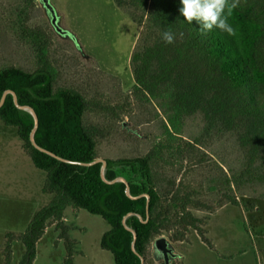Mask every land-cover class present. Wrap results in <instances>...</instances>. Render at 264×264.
<instances>
[{
	"label": "trees",
	"instance_id": "16d2710c",
	"mask_svg": "<svg viewBox=\"0 0 264 264\" xmlns=\"http://www.w3.org/2000/svg\"><path fill=\"white\" fill-rule=\"evenodd\" d=\"M36 1L25 0L28 7ZM114 1L138 26L130 57L132 93L160 109L166 138L155 142L143 155L105 158L106 179L124 177L131 195L137 198L128 196L125 182L108 183L103 179L102 162L82 164L99 158L102 131L85 122L89 107L85 96L77 89L57 85L58 71L49 59V42L41 29L21 26L24 35L35 41L38 66L34 70L1 67L0 100L10 89L16 92L20 104L32 106L39 118L36 142L68 161L32 144L34 118L19 109L9 93L0 107V118L17 128L24 151L38 169L46 172L43 191L53 197L34 214L23 233H6L2 250L6 264L11 262L16 239L25 245L20 264H33L37 243L50 220L56 221L59 237L66 243L65 264H75L76 242L69 236L70 226L63 221L69 206L86 209L109 223L101 247L113 254L115 264H141L140 255L147 259L151 242L163 231H173L168 238L171 241L184 240L180 227L196 229L202 240L211 244L199 227L202 219L192 211L211 206L195 199L194 191L181 186L175 174L169 176L155 168L159 161L169 162L167 152L172 157L174 153L203 149L206 138L215 144L225 141L223 149L233 150L229 176L222 182L225 187L264 183V0H240V6L227 19L235 29L234 36L216 27L201 33L197 20L190 24L180 13L181 0ZM165 31L174 34L173 43L162 39ZM191 117L198 119L202 133L185 140L187 150L180 141L186 137L185 126ZM219 203V207L242 206L232 192H225ZM130 212L135 214L128 216L126 223L137 232L134 245V234L124 224Z\"/></svg>",
	"mask_w": 264,
	"mask_h": 264
},
{
	"label": "rangeland",
	"instance_id": "374dc122",
	"mask_svg": "<svg viewBox=\"0 0 264 264\" xmlns=\"http://www.w3.org/2000/svg\"><path fill=\"white\" fill-rule=\"evenodd\" d=\"M50 2L67 30L62 35L53 28L39 0L29 7L25 0H0V68L6 65L27 70L37 68L35 41L24 35L21 26L40 28L49 42V59L58 71L57 85L77 89L85 96L89 104L85 122L102 131L97 147L99 158L147 153L155 142L166 138L165 118L155 104L142 102L132 93L130 57L136 43L137 24L114 0ZM200 133L198 119L189 118L181 145L187 149L185 140ZM224 143L216 142V146L212 139L206 138L203 149L198 147L183 155L174 153L172 157L167 152L165 158L169 162L159 161L155 165L163 174H175L181 186L194 191L195 199L211 206L207 210L192 209L202 219L199 227L211 244L203 241L196 229L180 227L185 233L184 240L172 241L180 257L177 264H264L261 235L264 183L225 187L222 182L229 176L233 150L223 149ZM43 178L45 181L46 172L38 169L24 151L17 128L6 125L0 118V264H6L2 253L6 233H23L36 209L52 199L49 193L38 195ZM225 192L237 196L243 207L233 204L219 207ZM48 196L51 198L45 202ZM64 214L63 218L73 225L69 236L76 242L75 264H115L113 254L101 247L102 235L110 229L103 217L71 206ZM171 233L163 231L160 236L169 238ZM59 234L56 221H48L37 243L33 264H65L67 248ZM155 239L148 251L147 264H163L153 258ZM24 251V243L14 240L10 264H20Z\"/></svg>",
	"mask_w": 264,
	"mask_h": 264
},
{
	"label": "water",
	"instance_id": "95a60500",
	"mask_svg": "<svg viewBox=\"0 0 264 264\" xmlns=\"http://www.w3.org/2000/svg\"><path fill=\"white\" fill-rule=\"evenodd\" d=\"M40 1L43 3L44 7L46 8L47 13L50 16L52 24L56 27V29L58 31H61V28H59L56 25V23H57V14H56L55 7L51 4L50 0H40ZM9 93L13 95V99H14L15 105L19 109L26 110V111L30 112L32 114L33 118H34L35 124H34V127H33L32 131H31V134H30V140H31L32 144L36 148H38L39 150H41V151H43L45 153H48V154H50V155H52V156H54L56 158H59L61 160H66V159L58 156L57 154L53 153L52 151L40 146L36 142L35 134H36V131H37L38 126H39L38 115H37L35 109L32 106L20 104V102L18 100V95L16 94L15 91L8 89V90H6L3 93L2 97H1V100H0V107L5 103L7 95ZM66 161H68V160H66ZM97 162H102L101 173H102L103 179L106 182H108V183H114L116 181L125 182L127 184L126 192H127L128 196L131 197V198H137V197H134V196L131 195V193H130V185H129L128 181L124 177H117V178H115V179H113L111 181L106 179L105 171H106V168H107V160L105 158H97L93 162L82 163V164L91 165V164H94V163H97ZM146 196H147L148 201H149L150 200V196L149 195H146ZM133 214H135V213L134 212H130V213H128L125 216L124 224H125L126 228L129 229L130 231H132L133 234H134V241H133V245H134L135 244V239L137 237V232L133 228L129 227L127 225V223H126L127 217L130 216V215H133ZM139 217L141 218L142 221H146V220L143 219V217L141 215H139ZM153 247L155 248V260L156 261H160V260L164 259L165 260V264H177L178 256H177L176 252H174V250H176L175 249V245H174V243L170 242L167 237L160 236V237L156 238L154 240V242H153ZM140 256H141V261H142L141 264H145L146 263V258L143 255H140Z\"/></svg>",
	"mask_w": 264,
	"mask_h": 264
},
{
	"label": "clouds",
	"instance_id": "9594fccd",
	"mask_svg": "<svg viewBox=\"0 0 264 264\" xmlns=\"http://www.w3.org/2000/svg\"><path fill=\"white\" fill-rule=\"evenodd\" d=\"M183 8L179 9L185 20L191 24L197 20L201 27V33L211 31L213 27L220 29L230 36L236 34L235 29L227 22L234 9L240 6V0H181ZM227 9V16L225 15ZM162 39L166 43L174 42V34L171 31L162 33Z\"/></svg>",
	"mask_w": 264,
	"mask_h": 264
},
{
	"label": "flooded vegetation",
	"instance_id": "af4514ba",
	"mask_svg": "<svg viewBox=\"0 0 264 264\" xmlns=\"http://www.w3.org/2000/svg\"><path fill=\"white\" fill-rule=\"evenodd\" d=\"M45 8V7H44ZM46 9V8H45ZM55 10H56V8H55ZM56 14H57V23H56V25L59 27V28H61V31H58L57 29H56V27L52 24V26H53V28L59 33V34H64L65 32H66V30L62 27V25H61V19H60V15H59V13H58V11L56 10ZM49 18H50V16H49ZM51 20V19H50ZM52 23V22H51ZM169 241L170 242H172L170 239H169ZM173 243V242H172ZM153 247V246H152ZM174 252H176V254H177V256H178V260H177V263H178V261H179V259H180V257H179V255H178V253H177V251L176 250H174ZM153 258H154V260H155V248L153 247ZM147 259L149 260V257H148V255H147ZM161 262H164V264H165V260L164 259H162V260H160ZM160 261H158V262H160Z\"/></svg>",
	"mask_w": 264,
	"mask_h": 264
},
{
	"label": "crops",
	"instance_id": "0c3cea01",
	"mask_svg": "<svg viewBox=\"0 0 264 264\" xmlns=\"http://www.w3.org/2000/svg\"><path fill=\"white\" fill-rule=\"evenodd\" d=\"M42 180H43L44 183H40V184H39V186H38V195H40V194H42V193H43V194L45 193V192L43 191V187H44V184H45L46 179H45V181H44V178H43ZM50 198H51V196H48V198H47V200H46L45 202H48V201L50 200ZM41 201H42V200H41ZM50 201H51V200H50ZM50 201H49V202H50ZM49 202H48V203H49ZM48 203H46V204H48ZM44 206H45V205H43V207H44ZM39 208H40V207H39ZM39 208H37V209H36L37 211H35L34 213L38 212L42 207H41L40 209H39ZM64 212H65V211H64ZM32 215H33V214L31 213L30 216H32ZM64 216H65V214H64ZM63 220L66 221V224H67V225L72 226V228H73V225H70V223L67 221V218H66V217H64ZM72 228H71V229H72ZM71 229H70V230H71ZM108 230H109V229H108ZM69 232H70V231H69ZM105 232H106V231H105ZM105 232H104V233H105ZM104 233H103V234H104ZM24 252H25V251H24Z\"/></svg>",
	"mask_w": 264,
	"mask_h": 264
}]
</instances>
